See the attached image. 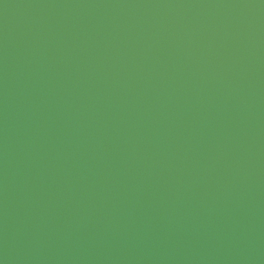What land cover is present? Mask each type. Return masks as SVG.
I'll use <instances>...</instances> for the list:
<instances>
[{"label":"water","instance_id":"water-1","mask_svg":"<svg viewBox=\"0 0 264 264\" xmlns=\"http://www.w3.org/2000/svg\"><path fill=\"white\" fill-rule=\"evenodd\" d=\"M0 264H264V0H0Z\"/></svg>","mask_w":264,"mask_h":264}]
</instances>
